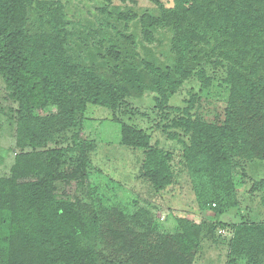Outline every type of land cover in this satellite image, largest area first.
Segmentation results:
<instances>
[{
	"label": "trees",
	"instance_id": "trees-1",
	"mask_svg": "<svg viewBox=\"0 0 264 264\" xmlns=\"http://www.w3.org/2000/svg\"><path fill=\"white\" fill-rule=\"evenodd\" d=\"M34 6L33 0H0V73L19 103V142L27 138L42 143L58 125L64 129L80 125L90 102L116 108L131 93L134 75L122 74L120 66L113 64L122 58L115 46L108 49L109 57L105 52L101 55L107 59L109 77L72 60L63 12L45 6L43 24L31 30L29 14ZM154 21L174 29L181 80L195 74L202 85L199 92L190 94L182 113L167 124L188 137L179 138L180 153L198 210L214 208L223 213L235 209L239 207L233 183L237 160H264V0H177L174 8H163ZM143 22L146 25L145 18ZM202 40L208 46L214 42L210 52L197 48L195 42ZM209 53L227 63L224 82L228 97L222 111L216 102L200 95L210 85L206 69L193 71L183 64L186 58L197 63L201 55L210 58ZM158 71L163 84L156 111L165 117L172 108L167 92L175 90L181 80L172 78L170 71ZM141 86L142 81L138 88ZM50 108L54 110L46 116L34 114L36 109ZM172 136L181 137V132ZM121 140L143 149V176L153 194L163 196L175 179L171 162L177 150L162 147L158 140L152 142L146 129L134 125L123 124ZM65 162V154L57 149L25 151L17 156L13 177H0V264H101L102 237L113 242L104 264H147L149 260L193 264L189 246H199L216 226L225 227L206 219L199 224L187 220L184 233L170 237L174 245L165 238L161 243L152 242L151 219L144 211L143 223L131 225L118 209L98 213L89 204L85 210L81 202L56 198L54 169ZM233 228L228 241L234 254L249 247L254 237L264 238V223ZM181 244L186 250L180 253L177 246Z\"/></svg>",
	"mask_w": 264,
	"mask_h": 264
},
{
	"label": "rangeland",
	"instance_id": "rangeland-1",
	"mask_svg": "<svg viewBox=\"0 0 264 264\" xmlns=\"http://www.w3.org/2000/svg\"><path fill=\"white\" fill-rule=\"evenodd\" d=\"M159 1L33 0L35 6L30 8L29 29H37L43 24L40 19L45 6L61 10L72 60L93 66L99 75L109 77L107 59L101 55L105 52L109 57L108 49L115 46L122 52V58L113 64L120 66L122 74L134 75L133 88L116 108L88 103L80 119L82 123L76 127L64 129L58 125L42 143H32L27 138L19 142V103L0 73V177H13L21 152L57 149L65 154L66 162L53 170L56 172L53 182L56 198L81 202L85 210L89 204L98 213L118 209L131 225L143 223L144 211L151 219V241L155 243H161L165 238L174 245L170 237L183 234L187 220L197 224L203 219L214 224L220 222L225 227L216 226L215 232L204 237L199 246H189L188 255L193 264H264V238L254 237L249 247L236 254L231 251L228 241L234 235V225L264 223V160H237L233 183L239 207L223 213L214 208L198 210V199L180 153L182 142L179 138L188 140V137L180 128H168L167 124L182 113L190 94L199 92L202 85L195 74L181 80L174 29L154 21L161 17L163 8H174L177 0ZM144 28L149 30L148 35ZM195 43L197 48L214 47L212 40L210 46L203 40ZM209 54L210 58L201 55L198 63L186 58L183 64L193 71L200 67L206 69L211 78L210 85L200 95L216 102L222 111L228 97L224 82V65L227 63L222 64L218 55ZM158 70L170 71L172 78L181 80L175 90L167 92L168 105L172 108L166 110L165 117L156 111L159 87L163 84ZM140 81L142 88H138ZM53 110L36 109L34 114L46 116ZM123 124L144 128L152 135V142L158 140L162 147L177 150L171 162L175 179L163 196L154 195L150 182L143 176V149L122 142ZM175 131L181 132V137H173ZM57 174L65 177L58 178ZM112 243L109 237L99 241V250L103 253L101 264L106 262L104 257H108ZM177 247L180 253L186 250L184 244ZM147 264L158 262L149 260Z\"/></svg>",
	"mask_w": 264,
	"mask_h": 264
}]
</instances>
